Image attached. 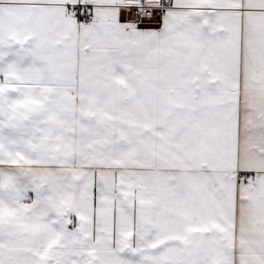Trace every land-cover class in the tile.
I'll return each instance as SVG.
<instances>
[{"label": "snow or ice", "instance_id": "snow-or-ice-1", "mask_svg": "<svg viewBox=\"0 0 264 264\" xmlns=\"http://www.w3.org/2000/svg\"><path fill=\"white\" fill-rule=\"evenodd\" d=\"M0 264H264V0H0Z\"/></svg>", "mask_w": 264, "mask_h": 264}]
</instances>
